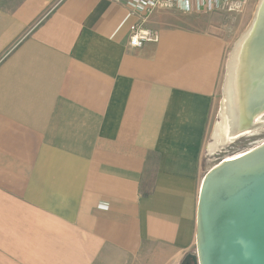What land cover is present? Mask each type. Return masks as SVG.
Here are the masks:
<instances>
[{"label": "crops", "instance_id": "obj_1", "mask_svg": "<svg viewBox=\"0 0 264 264\" xmlns=\"http://www.w3.org/2000/svg\"><path fill=\"white\" fill-rule=\"evenodd\" d=\"M161 11L130 50L123 2L0 0V264H195L228 42Z\"/></svg>", "mask_w": 264, "mask_h": 264}, {"label": "water", "instance_id": "obj_2", "mask_svg": "<svg viewBox=\"0 0 264 264\" xmlns=\"http://www.w3.org/2000/svg\"><path fill=\"white\" fill-rule=\"evenodd\" d=\"M207 154L264 125V0L229 57ZM195 264H264V144L212 167L197 204Z\"/></svg>", "mask_w": 264, "mask_h": 264}, {"label": "rangeland", "instance_id": "obj_3", "mask_svg": "<svg viewBox=\"0 0 264 264\" xmlns=\"http://www.w3.org/2000/svg\"><path fill=\"white\" fill-rule=\"evenodd\" d=\"M258 2L259 0H247V4L244 11L239 13L228 11H214L210 13L189 14L192 19H196L195 21L198 23L199 26L211 29L219 35L225 37L228 42L227 53L223 66V73L221 75L217 93L215 95L214 107L209 123V129L207 132L202 156L203 164L206 170H210L212 167L232 157L238 152L247 153L264 144V125H262L254 128V130L252 129V133L243 134L241 137L235 139L226 146L215 150L211 154H207L205 148L208 140L210 139L215 119L220 110V101L223 97L222 91L229 57L233 48L236 45V41L240 38V36L250 23ZM183 15L175 9H167L165 11H161V23L177 24L181 21H184Z\"/></svg>", "mask_w": 264, "mask_h": 264}, {"label": "built area", "instance_id": "obj_4", "mask_svg": "<svg viewBox=\"0 0 264 264\" xmlns=\"http://www.w3.org/2000/svg\"><path fill=\"white\" fill-rule=\"evenodd\" d=\"M123 2L136 21L129 28L128 48L140 49L160 39L157 28L147 27L146 21L156 10L175 9L183 13H210L214 11L242 12L247 0H117Z\"/></svg>", "mask_w": 264, "mask_h": 264}, {"label": "trees", "instance_id": "obj_5", "mask_svg": "<svg viewBox=\"0 0 264 264\" xmlns=\"http://www.w3.org/2000/svg\"><path fill=\"white\" fill-rule=\"evenodd\" d=\"M49 15H50V13L47 15V17H48ZM42 23H43V21H41L36 27H38V26L41 25ZM36 27H35V28H36ZM35 28H34V29H35ZM34 29H33V30H34ZM27 37H28V36H27ZM6 58H7V56H6L5 58H3L2 61H4ZM2 61H1V62H2Z\"/></svg>", "mask_w": 264, "mask_h": 264}, {"label": "bare ground", "instance_id": "obj_6", "mask_svg": "<svg viewBox=\"0 0 264 264\" xmlns=\"http://www.w3.org/2000/svg\"><path fill=\"white\" fill-rule=\"evenodd\" d=\"M253 130H254V129H253ZM253 130H249V131H247V132L244 133V134H250V133H252Z\"/></svg>", "mask_w": 264, "mask_h": 264}]
</instances>
